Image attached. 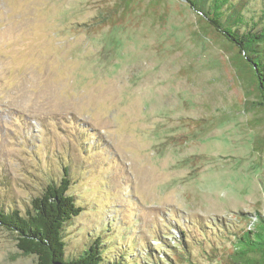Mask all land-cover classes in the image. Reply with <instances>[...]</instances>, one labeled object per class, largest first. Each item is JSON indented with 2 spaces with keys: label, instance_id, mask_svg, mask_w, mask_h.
Instances as JSON below:
<instances>
[{
  "label": "rangeland",
  "instance_id": "1",
  "mask_svg": "<svg viewBox=\"0 0 264 264\" xmlns=\"http://www.w3.org/2000/svg\"><path fill=\"white\" fill-rule=\"evenodd\" d=\"M118 3L0 0V206L65 165L83 208L66 258L100 237L121 264H222L264 214V115L187 2L91 26ZM16 243L0 227V264H37Z\"/></svg>",
  "mask_w": 264,
  "mask_h": 264
},
{
  "label": "trees",
  "instance_id": "2",
  "mask_svg": "<svg viewBox=\"0 0 264 264\" xmlns=\"http://www.w3.org/2000/svg\"><path fill=\"white\" fill-rule=\"evenodd\" d=\"M185 1L196 15L199 34L227 51L244 90L243 109L264 115V3L257 15L246 16L244 0ZM132 3L119 0L112 10L94 17L91 26L117 25L134 10ZM41 178L38 195L27 205L0 206V227L13 234L22 254L34 255L37 264H121L114 257L107 259L100 237L66 258V226L83 208L67 193L73 183L68 166L62 167L59 180L48 175ZM232 245L222 264H264V214L257 216L253 228L236 233Z\"/></svg>",
  "mask_w": 264,
  "mask_h": 264
},
{
  "label": "water",
  "instance_id": "3",
  "mask_svg": "<svg viewBox=\"0 0 264 264\" xmlns=\"http://www.w3.org/2000/svg\"><path fill=\"white\" fill-rule=\"evenodd\" d=\"M185 1V0H184ZM186 2V1H185Z\"/></svg>",
  "mask_w": 264,
  "mask_h": 264
}]
</instances>
